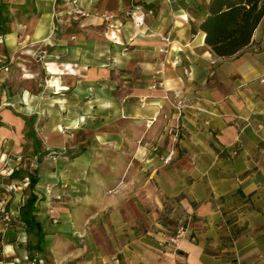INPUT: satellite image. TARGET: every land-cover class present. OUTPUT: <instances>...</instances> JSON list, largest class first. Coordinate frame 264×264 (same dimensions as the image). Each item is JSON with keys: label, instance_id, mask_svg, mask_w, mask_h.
<instances>
[{"label": "crops", "instance_id": "obj_1", "mask_svg": "<svg viewBox=\"0 0 264 264\" xmlns=\"http://www.w3.org/2000/svg\"><path fill=\"white\" fill-rule=\"evenodd\" d=\"M124 1L117 0L115 13ZM127 1L132 10L136 0ZM145 1H136L145 12L139 23L131 11L133 35L110 34L117 48L127 44L132 57L125 63L139 68L125 74L129 84L119 91L104 85L106 62L87 67L79 54L68 53L83 46L76 40L66 44L61 60L43 65L52 100H41L39 82L26 102L19 84L7 89L6 78L14 73L4 68L17 57L19 40L0 28V132L18 143L26 123L27 132L44 142L41 150L55 146L41 156L62 157L63 167L51 169L50 178L74 181L77 190L75 199L55 205L63 189L51 186L45 199L33 189L34 213L45 232L39 247L50 264H264V14L240 51L220 56L204 42L202 29H190V20L198 22L199 0ZM183 1L194 6L192 13ZM3 18L0 6L1 27ZM35 73L16 74L28 84ZM7 98L34 110L7 106ZM178 100L185 103L180 108L172 104ZM87 101L93 102L91 112L114 115L90 120L100 131L85 143L72 134L84 129ZM41 102L53 113H70L46 125L43 136L33 125ZM169 149L171 159L164 162ZM19 182L8 193L13 218L5 231L0 228V264L41 261L28 248L36 233H28V243L21 221L12 225L27 196L21 189L28 181ZM59 219V228L79 234L53 231ZM179 226L181 235L169 242Z\"/></svg>", "mask_w": 264, "mask_h": 264}, {"label": "rangeland", "instance_id": "obj_2", "mask_svg": "<svg viewBox=\"0 0 264 264\" xmlns=\"http://www.w3.org/2000/svg\"><path fill=\"white\" fill-rule=\"evenodd\" d=\"M136 1L140 3L146 2L145 0ZM136 1L134 3H138ZM116 2L117 0H60L58 2L57 0H1L0 6L2 7L4 18L2 27L0 26V28L13 31L19 40V52L17 57L15 56L9 61L7 60L5 64V66H7L5 70L8 69L10 72L14 73V75H10L9 78H6L11 82V84L7 86V89L19 84L21 97L28 102L31 91H33L35 87H39L38 83L40 82V84H43L42 86L44 89L41 93V100H52L51 87L50 85L46 87L47 81L45 80V74L47 71H45L43 65L46 66L45 63L48 59H54L56 61L61 60L63 57L62 55L66 51V44H74L78 42L76 40L82 41L83 46L79 48L75 47L74 50L68 48V53L79 54L82 60L87 64V67L99 62H106V67L110 71V76L109 79L104 82L105 87L107 88L108 84H110L111 90L115 89L119 91L123 89L126 84H129L128 81H126L128 77L125 74L129 73L131 70L138 71L139 68L132 65L130 62L125 63V58L132 57V54L126 52L128 49L125 45L127 44L122 48H117L114 46L116 37L110 36V34L113 33L112 31H124L127 33V37L133 35L131 33L133 24L131 21L132 10L130 9V3H128L127 0L124 1L123 3L126 5L120 10L121 13L117 14L113 11ZM181 5L184 8H188L192 13L194 6H192L190 2L183 1ZM137 34L144 35L145 32L140 31ZM115 55H120L121 57L117 58ZM18 61L19 63H17ZM59 66L63 67V65ZM35 70L37 74L35 73V76L30 77L31 79L28 80V84L24 82L22 78L18 80L16 73L19 72L21 75L27 74L30 76V74H34ZM85 99H87V97ZM6 100L12 102V104L8 103L7 106L12 108L16 106V101H12L8 98ZM92 105L93 102L88 103V101L85 105V115L83 116L85 120L83 125L84 129L78 134H72L74 137L78 136L81 140H85V143L100 131L97 127H93L92 123H89L90 120H92V122L93 120L99 122L100 114L101 119H109L114 115V113L91 112ZM16 107L19 110H26L28 112L34 110V108L30 106L25 107V109L19 106ZM37 111V118L33 125L36 127V131L39 135L45 132L46 125L50 124L52 121L61 122L63 120L62 115L66 116L70 114H66V112H64L65 114H61L59 110L57 113H53L50 109H47L45 103L42 104V102L39 104ZM18 112L23 115L20 111ZM26 116L25 118L27 119L31 114ZM1 123L2 121L0 120V124ZM20 129V134H18L17 137L18 143L15 142V144H13L12 137L3 134L2 131L0 132V138L3 137V141L0 144V151L4 152L2 155L3 159H0V191L3 190V186L6 182L12 181V178L9 176V172L12 168H20L23 170V173L26 171L31 173L38 172L39 175L33 189L40 194L39 199H45L47 197L44 192L46 190H51V186L63 189V193H60L61 197L54 199L55 205L66 204L65 202L67 200L69 202L71 197L75 199L77 190L74 181L68 179L70 183L74 185V187L68 190L67 187L70 186V183H67L66 179L59 176V180H57L49 176L51 169L63 167L62 165L64 163L60 159L62 157L53 159L48 153L41 156L40 153L35 152L33 148L31 136L27 132L26 123L22 124ZM63 129L59 130L63 131ZM44 146V142L43 144H39L40 150L42 147L44 148ZM52 148H55V146H48L47 150ZM71 156L70 154L68 155L69 158ZM20 178L17 180L20 181ZM29 191V184L23 186L21 189L23 196L25 194L28 195ZM26 197H24V200ZM71 211L73 213L75 209ZM48 220H51L49 213L43 218L42 222L44 227H46L45 231H48L47 224L45 223V221L48 222ZM17 222L20 223V220H14L12 225H15L14 223L17 224ZM59 222L60 219L55 222L58 228H55L53 231L58 230L66 235L72 232L74 234H79L73 230L62 229V227L59 228ZM22 226L24 227L23 230L25 234L23 237H25V241L28 242V233L34 232L35 234V231L29 229L25 225ZM0 228H2V223ZM14 230H16L15 227L13 231ZM73 243L81 244V242L77 240H73ZM28 248L31 250L32 255H36V258L40 256L41 261H39L38 264H50V258H46L44 253V245L39 247L36 243H33L30 244Z\"/></svg>", "mask_w": 264, "mask_h": 264}, {"label": "trees", "instance_id": "obj_3", "mask_svg": "<svg viewBox=\"0 0 264 264\" xmlns=\"http://www.w3.org/2000/svg\"><path fill=\"white\" fill-rule=\"evenodd\" d=\"M197 24L190 20V29L196 31L197 27L204 32V42L210 49L220 56H230L242 49L251 39L252 33L262 15L264 14V0H199L195 5ZM35 152H48L40 150V140L31 130ZM12 181L27 180L30 191L23 204L19 207L18 219L37 235L36 245H41L44 229L41 221L36 218V193L33 186L37 181L36 172L31 173L20 168H12L9 172Z\"/></svg>", "mask_w": 264, "mask_h": 264}, {"label": "built area", "instance_id": "obj_4", "mask_svg": "<svg viewBox=\"0 0 264 264\" xmlns=\"http://www.w3.org/2000/svg\"><path fill=\"white\" fill-rule=\"evenodd\" d=\"M132 8H133L132 9L133 11L139 12L137 14V16L134 18L135 23H139L141 21L142 17L144 16L145 12L142 10L140 4H138V3H134ZM6 67L7 66H4V68H6ZM164 96H165V98L169 99V96L167 94H165ZM172 104L176 108H180L185 103H184V101L178 100L176 103H172ZM172 153H173V149H169L168 152L163 156L162 160L164 162H168L171 159ZM50 156L53 157L52 154ZM25 181L26 180L24 179V182ZM20 187H21V185H20L19 181H9V182H6L4 184L3 190L0 191V220L2 222V228H1L2 230H5L9 226V224L11 223L12 218H13V211L8 206V193L15 191V190H18ZM182 229L183 228L181 226L176 228V230L168 237V241L171 243H174L176 238L179 235H181Z\"/></svg>", "mask_w": 264, "mask_h": 264}]
</instances>
